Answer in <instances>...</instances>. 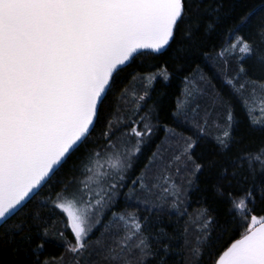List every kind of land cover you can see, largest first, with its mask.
<instances>
[{"label":"snow or ice","instance_id":"snow-or-ice-1","mask_svg":"<svg viewBox=\"0 0 264 264\" xmlns=\"http://www.w3.org/2000/svg\"><path fill=\"white\" fill-rule=\"evenodd\" d=\"M0 264H264V4L0 0Z\"/></svg>","mask_w":264,"mask_h":264},{"label":"trees","instance_id":"trees-1","mask_svg":"<svg viewBox=\"0 0 264 264\" xmlns=\"http://www.w3.org/2000/svg\"><path fill=\"white\" fill-rule=\"evenodd\" d=\"M247 3L249 5H255L256 7H259L261 4H264V0H247ZM180 85L179 83H176L173 85L172 91L177 92L179 91ZM175 97H170V101H174ZM237 110L240 112L241 116L243 115V109L240 107V102L237 101ZM249 141L254 143L255 138H249ZM203 180V178H202ZM200 189H201V194L197 193H191L190 198L188 201L187 205V213L188 214H194V213H199L200 210L205 206L204 201L206 200L207 202L211 203L213 199V193H212V188L210 183H201L200 184ZM219 210H223V206H219ZM187 216L182 218L181 221V227H187ZM50 254L55 257L58 252L57 249L53 248L50 249Z\"/></svg>","mask_w":264,"mask_h":264},{"label":"rangeland","instance_id":"rangeland-1","mask_svg":"<svg viewBox=\"0 0 264 264\" xmlns=\"http://www.w3.org/2000/svg\"><path fill=\"white\" fill-rule=\"evenodd\" d=\"M257 97H259L260 92H259V87L257 88L256 92ZM198 216V213L194 214H188L187 213V227L189 228L190 231H194V229L197 227L196 225V218Z\"/></svg>","mask_w":264,"mask_h":264}]
</instances>
